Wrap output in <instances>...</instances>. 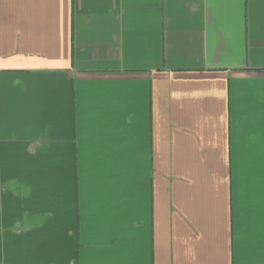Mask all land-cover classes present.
Masks as SVG:
<instances>
[{
    "label": "crops",
    "instance_id": "crops-1",
    "mask_svg": "<svg viewBox=\"0 0 264 264\" xmlns=\"http://www.w3.org/2000/svg\"><path fill=\"white\" fill-rule=\"evenodd\" d=\"M0 264H264V0H0Z\"/></svg>",
    "mask_w": 264,
    "mask_h": 264
}]
</instances>
